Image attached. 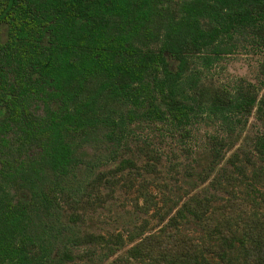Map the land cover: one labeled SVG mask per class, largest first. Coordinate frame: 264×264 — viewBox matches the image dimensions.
Wrapping results in <instances>:
<instances>
[{
    "label": "trees",
    "instance_id": "trees-1",
    "mask_svg": "<svg viewBox=\"0 0 264 264\" xmlns=\"http://www.w3.org/2000/svg\"><path fill=\"white\" fill-rule=\"evenodd\" d=\"M245 39L264 47V0H0V264L72 262L79 214L66 209L87 195L81 143L99 138L113 152L130 124L187 132L198 111L262 112L264 89L232 93L205 78ZM253 144L248 173L227 158L223 196L188 195L155 230L132 232L127 255L264 264V133ZM83 236L110 252L122 244L119 234Z\"/></svg>",
    "mask_w": 264,
    "mask_h": 264
},
{
    "label": "rangeland",
    "instance_id": "rangeland-1",
    "mask_svg": "<svg viewBox=\"0 0 264 264\" xmlns=\"http://www.w3.org/2000/svg\"><path fill=\"white\" fill-rule=\"evenodd\" d=\"M205 75L232 93L245 86L259 96L264 89V47L245 39L214 61ZM190 122L187 132L159 123L130 124L125 142L113 152L99 138L81 143L84 156L77 171L79 179L85 181L87 195L66 209L79 214L67 233L68 237L78 235L71 245L74 259L69 264H139L126 252L136 240H128L132 232L155 230L188 195L223 196L217 180L232 172L227 159L232 152L234 160L245 164L249 172L250 163L256 160L254 140L264 133V110L252 109L247 115L235 110L225 117L198 111ZM125 158L128 163L120 162ZM208 166H213L212 170L204 173L202 169ZM96 174L101 177L94 182ZM188 227L198 228L191 223ZM85 233L104 238L119 234L122 244L114 245L110 252L100 239L78 238ZM117 241L108 240L113 244Z\"/></svg>",
    "mask_w": 264,
    "mask_h": 264
}]
</instances>
